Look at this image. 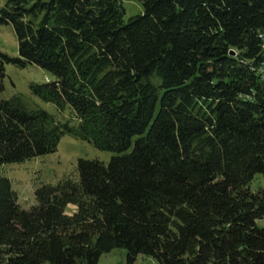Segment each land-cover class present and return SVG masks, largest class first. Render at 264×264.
Segmentation results:
<instances>
[{
	"label": "trees",
	"instance_id": "1",
	"mask_svg": "<svg viewBox=\"0 0 264 264\" xmlns=\"http://www.w3.org/2000/svg\"><path fill=\"white\" fill-rule=\"evenodd\" d=\"M5 0L18 56L54 80L32 92L76 125L0 100V165L63 136L116 153L41 184L22 209L0 176V264H97L114 249L158 264H264V0ZM233 51V55L231 52ZM69 205L76 207L66 213Z\"/></svg>",
	"mask_w": 264,
	"mask_h": 264
},
{
	"label": "rangeland",
	"instance_id": "2",
	"mask_svg": "<svg viewBox=\"0 0 264 264\" xmlns=\"http://www.w3.org/2000/svg\"><path fill=\"white\" fill-rule=\"evenodd\" d=\"M5 0H0V7ZM124 8V20L141 14L143 8L138 0H121ZM0 52L10 57L18 56L17 39L10 24L0 25ZM54 77L43 68L33 63L23 67L12 63L4 65V76L0 77V100L20 96L28 108H38L48 112L59 122L77 124L70 106L58 108L52 102H45L31 90V84H43L53 81ZM116 153L101 151L92 145L63 136L55 153L39 156L19 164L0 165V176L7 178L12 190L17 195V202L24 210L36 205L34 192L41 184L55 185L65 178H77L76 165L80 159L98 161L107 164ZM251 192L264 189V177L256 175L248 186ZM67 214L76 211V207L69 205ZM258 228L264 229V217L256 221ZM97 264H128L126 252L123 249H114L100 257ZM134 264H158L155 259L139 255Z\"/></svg>",
	"mask_w": 264,
	"mask_h": 264
},
{
	"label": "built area",
	"instance_id": "3",
	"mask_svg": "<svg viewBox=\"0 0 264 264\" xmlns=\"http://www.w3.org/2000/svg\"><path fill=\"white\" fill-rule=\"evenodd\" d=\"M263 41V48H264V32H261V37H260ZM260 69V73L263 75V79H264V52H263V63L261 65V67H259Z\"/></svg>",
	"mask_w": 264,
	"mask_h": 264
},
{
	"label": "bare ground",
	"instance_id": "4",
	"mask_svg": "<svg viewBox=\"0 0 264 264\" xmlns=\"http://www.w3.org/2000/svg\"><path fill=\"white\" fill-rule=\"evenodd\" d=\"M259 75L262 77V79H263V75L260 73V70H259ZM264 80V79H263Z\"/></svg>",
	"mask_w": 264,
	"mask_h": 264
},
{
	"label": "water",
	"instance_id": "5",
	"mask_svg": "<svg viewBox=\"0 0 264 264\" xmlns=\"http://www.w3.org/2000/svg\"><path fill=\"white\" fill-rule=\"evenodd\" d=\"M231 54H232V55L234 54L233 51L231 52Z\"/></svg>",
	"mask_w": 264,
	"mask_h": 264
}]
</instances>
